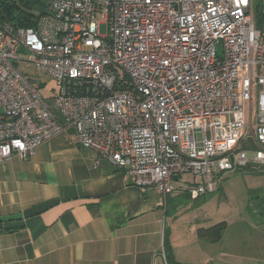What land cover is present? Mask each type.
<instances>
[{
  "label": "built area",
  "instance_id": "built-area-1",
  "mask_svg": "<svg viewBox=\"0 0 264 264\" xmlns=\"http://www.w3.org/2000/svg\"><path fill=\"white\" fill-rule=\"evenodd\" d=\"M66 127L163 197L264 171V0H48L34 28L0 25V161Z\"/></svg>",
  "mask_w": 264,
  "mask_h": 264
},
{
  "label": "crops",
  "instance_id": "crops-1",
  "mask_svg": "<svg viewBox=\"0 0 264 264\" xmlns=\"http://www.w3.org/2000/svg\"><path fill=\"white\" fill-rule=\"evenodd\" d=\"M179 195L133 185L66 127L26 160L0 161V264H170L168 246L171 264H243L171 236Z\"/></svg>",
  "mask_w": 264,
  "mask_h": 264
},
{
  "label": "rangeland",
  "instance_id": "rangeland-1",
  "mask_svg": "<svg viewBox=\"0 0 264 264\" xmlns=\"http://www.w3.org/2000/svg\"><path fill=\"white\" fill-rule=\"evenodd\" d=\"M260 4L261 0H253L255 7H260ZM100 34H105L103 25L100 27ZM23 70L29 71V68L24 67ZM32 77L36 78L35 75ZM44 80L47 84L42 93L46 95L50 89H56V86L52 80ZM253 95L256 99V88ZM263 194V171L246 168L225 173L221 185L213 193L195 201L179 195L169 202L168 207H175L177 211L171 228L174 229V234L171 236L191 242L195 253L203 250L210 258L218 261L223 258L227 261L232 257L231 260L239 259L243 264H264V212H259L264 207L254 206L257 201L254 198L258 196L260 199ZM218 223L224 224L225 230L217 243L210 245L195 235L199 227L208 228ZM197 239L200 242H196Z\"/></svg>",
  "mask_w": 264,
  "mask_h": 264
},
{
  "label": "trees",
  "instance_id": "trees-1",
  "mask_svg": "<svg viewBox=\"0 0 264 264\" xmlns=\"http://www.w3.org/2000/svg\"><path fill=\"white\" fill-rule=\"evenodd\" d=\"M48 0H0V25H7L13 28L32 29L37 23L40 14L46 13ZM39 10V12H36ZM257 23L260 22L259 13L255 15ZM253 170L255 168H247ZM260 170V169H259ZM262 171V170H261ZM264 172V171H263ZM189 197L187 194H183ZM199 199V198H198ZM257 200L254 204L256 207H264V194L259 199L258 196L254 198ZM197 200V199H191ZM259 212H264L260 210ZM225 230L222 223L212 225L208 228H200L196 234L200 239H204L209 243H217ZM167 241V239L165 238ZM169 244L168 241L166 242ZM166 260L172 263V252L170 246L167 247Z\"/></svg>",
  "mask_w": 264,
  "mask_h": 264
},
{
  "label": "water",
  "instance_id": "water-1",
  "mask_svg": "<svg viewBox=\"0 0 264 264\" xmlns=\"http://www.w3.org/2000/svg\"><path fill=\"white\" fill-rule=\"evenodd\" d=\"M218 55L221 57V53H220V50L218 51Z\"/></svg>",
  "mask_w": 264,
  "mask_h": 264
}]
</instances>
